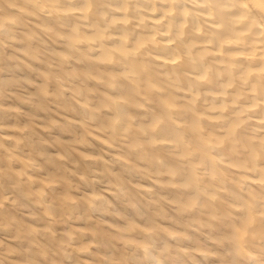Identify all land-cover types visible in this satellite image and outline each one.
Instances as JSON below:
<instances>
[{
    "label": "clouds",
    "instance_id": "clouds-1",
    "mask_svg": "<svg viewBox=\"0 0 264 264\" xmlns=\"http://www.w3.org/2000/svg\"><path fill=\"white\" fill-rule=\"evenodd\" d=\"M0 264H264V0H0Z\"/></svg>",
    "mask_w": 264,
    "mask_h": 264
}]
</instances>
